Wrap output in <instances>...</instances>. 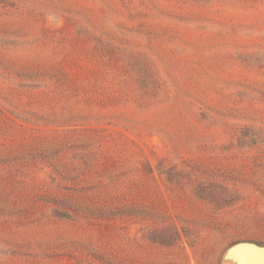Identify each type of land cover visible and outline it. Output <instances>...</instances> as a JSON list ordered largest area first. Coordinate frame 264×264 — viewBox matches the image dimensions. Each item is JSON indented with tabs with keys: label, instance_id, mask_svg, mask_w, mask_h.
I'll use <instances>...</instances> for the list:
<instances>
[{
	"label": "rangeland",
	"instance_id": "1",
	"mask_svg": "<svg viewBox=\"0 0 264 264\" xmlns=\"http://www.w3.org/2000/svg\"><path fill=\"white\" fill-rule=\"evenodd\" d=\"M264 245V0H0V264H221Z\"/></svg>",
	"mask_w": 264,
	"mask_h": 264
},
{
	"label": "water",
	"instance_id": "2",
	"mask_svg": "<svg viewBox=\"0 0 264 264\" xmlns=\"http://www.w3.org/2000/svg\"><path fill=\"white\" fill-rule=\"evenodd\" d=\"M221 264H264V245L235 243L225 250Z\"/></svg>",
	"mask_w": 264,
	"mask_h": 264
}]
</instances>
